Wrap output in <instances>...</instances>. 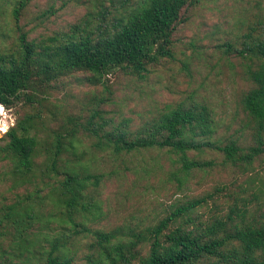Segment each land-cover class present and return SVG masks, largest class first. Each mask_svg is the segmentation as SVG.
<instances>
[{
  "label": "rangeland",
  "instance_id": "rangeland-1",
  "mask_svg": "<svg viewBox=\"0 0 264 264\" xmlns=\"http://www.w3.org/2000/svg\"><path fill=\"white\" fill-rule=\"evenodd\" d=\"M15 1L0 0V52L17 48ZM138 2L28 0L19 24L28 39L43 43L56 33H67L72 24L92 25L105 7L112 18ZM184 15L169 54L149 64L147 71L72 70L49 84L28 88L31 102L20 90L8 105L0 103V127L5 126L0 130V259L42 264L53 249L84 264L89 254H96V231L111 232L113 241H129L133 232H143L165 217L170 205L198 198L204 200L192 211L197 221L225 219L228 213L240 219L244 211L245 219L264 214V151L249 162L244 159L258 131L245 106L257 89L250 72L257 62L234 51L247 35L261 34L264 0H195ZM191 104L206 107L217 143L234 140L241 147L233 158L214 147L115 151L99 146L85 128L96 110L94 124L106 121L104 128L118 126L134 136L171 108ZM24 126L34 141L33 161L29 169L18 171L3 157L2 136L11 127L19 131ZM54 133L63 137L58 169L92 176L79 188L73 208L64 194L63 176L46 164L54 157L48 151ZM185 162L200 166L185 169ZM234 208L238 215L231 212Z\"/></svg>",
  "mask_w": 264,
  "mask_h": 264
},
{
  "label": "trees",
  "instance_id": "trees-1",
  "mask_svg": "<svg viewBox=\"0 0 264 264\" xmlns=\"http://www.w3.org/2000/svg\"><path fill=\"white\" fill-rule=\"evenodd\" d=\"M27 1L16 0L12 9L18 29L17 48L0 52V103L5 105L20 90L23 98L33 101L28 92L30 88L49 84L72 70L102 73L115 68H131L147 71L149 64L169 54L174 33L195 0H139L128 11L112 18H108L111 11L105 7L97 13L92 25L72 24L67 33H56L43 43L28 39L27 32L19 24L21 10ZM225 45L228 49L231 47V44ZM234 51L257 62L256 70H250L257 89L245 102L258 127L254 134L256 145H251L244 155L249 162L254 155L264 151V27L260 35H247L241 47ZM95 115L96 110H93L85 128L94 133L99 146L115 151L154 146L183 152L214 147L227 158H233L241 150L234 140L222 141V144L216 142L218 139L213 137L212 121L205 106L199 108L191 104L171 108L146 131L134 136L118 126L104 128L106 121L94 124L91 119ZM2 137L6 140L2 147L3 157L9 167L18 171L29 169L34 141L28 128L24 126L18 131L11 127ZM62 138L59 133L52 136L48 151H52L54 157L46 164L52 173L63 176L64 194L68 197V206L73 208L79 188L92 176L58 169ZM198 166V162L184 163L185 169ZM203 200L198 198L170 205L165 217L143 232H133L129 241H113L111 232L96 231V254H89L84 264H264V214L245 219V211L238 215L239 209L234 208L231 212L236 210L240 219H234L228 213L225 219L214 217L206 222L197 221L192 211ZM170 223L174 226L170 227ZM143 245H146L144 250ZM0 264L20 263L0 259ZM42 264L76 263L52 249Z\"/></svg>",
  "mask_w": 264,
  "mask_h": 264
},
{
  "label": "bare ground",
  "instance_id": "bare-ground-1",
  "mask_svg": "<svg viewBox=\"0 0 264 264\" xmlns=\"http://www.w3.org/2000/svg\"><path fill=\"white\" fill-rule=\"evenodd\" d=\"M5 127V126H4ZM4 127H0V130H4ZM3 132V131H2Z\"/></svg>",
  "mask_w": 264,
  "mask_h": 264
}]
</instances>
